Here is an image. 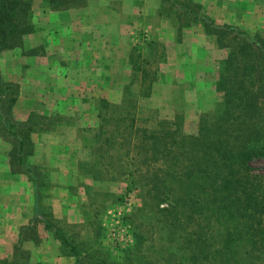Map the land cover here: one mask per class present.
<instances>
[{
	"label": "rangeland",
	"instance_id": "obj_1",
	"mask_svg": "<svg viewBox=\"0 0 264 264\" xmlns=\"http://www.w3.org/2000/svg\"><path fill=\"white\" fill-rule=\"evenodd\" d=\"M44 1L30 0L34 26L45 31L56 25L57 33L68 28L65 20L48 21ZM161 1L156 11L164 15L163 20L153 18L156 0L147 1L148 27L134 0H125L129 16L118 17L116 34L94 26V39L101 46L94 60L92 53L79 48L44 59L43 45H28L31 33L1 53L4 78L23 79L12 109L32 128L33 107L39 129L33 134L36 151L28 156L32 177L13 168L11 143L0 137V264H78L45 228V219L82 247L81 264L101 260L104 264H166L170 253L174 259L179 256L181 233L168 235L163 213L148 192L151 183L147 182L155 172L159 173L156 187L168 191L163 189L161 171L156 170L162 166L158 162L138 167L133 144L141 140L143 129L180 123L181 129L192 132L202 115L216 114L220 99L214 87L216 65L226 50L194 23L195 14L199 19L212 18L202 4ZM211 6L212 15L221 22L230 20L264 34V0H212ZM41 59L77 78V84L61 81L59 90L49 91L42 81ZM94 90L99 96L93 95ZM42 127L46 131H40ZM39 142L46 145L34 146ZM251 163L264 172L263 158ZM172 198L160 200L159 206L174 204ZM201 224L207 225L206 220Z\"/></svg>",
	"mask_w": 264,
	"mask_h": 264
},
{
	"label": "trees",
	"instance_id": "obj_2",
	"mask_svg": "<svg viewBox=\"0 0 264 264\" xmlns=\"http://www.w3.org/2000/svg\"><path fill=\"white\" fill-rule=\"evenodd\" d=\"M46 1L57 8L80 0ZM31 15L30 0H0V56L33 30ZM199 20L226 50L216 65V114L202 115L192 132L181 129L180 123L143 129L141 140L133 144L134 155L138 167L158 162L162 166L156 170L168 191L156 187L155 172L148 177V192L163 213L168 235L181 233V252L175 259L170 253L166 264H264V172L251 163L264 159V34L205 16ZM18 93V82L5 79L0 67V137L11 143L13 168L32 177L28 156L38 123L32 115L31 128L27 120L14 116ZM170 197L174 204L159 206ZM44 226L81 264L82 247L50 220L45 219Z\"/></svg>",
	"mask_w": 264,
	"mask_h": 264
},
{
	"label": "crops",
	"instance_id": "obj_3",
	"mask_svg": "<svg viewBox=\"0 0 264 264\" xmlns=\"http://www.w3.org/2000/svg\"><path fill=\"white\" fill-rule=\"evenodd\" d=\"M80 1H78L75 6H69L67 8H63V6L53 8L48 3V1H46V0L44 1L46 3V7L48 8V11L46 12V14H48V16L46 15L48 21H50L53 24H57L56 20L61 19V20L67 21L69 24L68 28H67V26L64 27V29L61 28V32L57 33V32H55L56 28H57V27H55L56 25L52 28H46L45 31H43L42 28L41 29L39 28V26L35 25L36 26L35 27L34 22L32 21L33 30L31 32L25 34L24 36L31 33L32 36L31 35L29 36V39H30L29 44H28L29 46L37 47V48H39L42 45L44 46L45 51H46V54L44 55V59H47V57L51 59V56L55 53H58V51H63V52L66 51L69 53L70 51L76 50L77 48H79V49H85L89 53H92V59L94 60V57H95L94 52L100 51V47H101L99 44H96L97 40L94 39V36H95L94 30L96 28L94 26H101L102 28H104V30H106V28H108V31H110L108 33L112 32V34H116L113 29H114V27H116V22H117L118 17L123 16V18H126L129 16L126 14V11L124 10L125 9L124 8L125 0H80ZM147 1L148 0H134L136 5H138L139 8L143 11L141 19L144 21V23L148 27L149 26V17H148L147 11H148L149 7H148ZM192 1L202 4L206 8V12L208 11V15H210L216 23L230 22V20H223L224 22H221V20H218L215 18V15H212L213 14L211 12L212 0H192ZM156 2H157V6L155 7V10H154L155 16L153 18L158 19V20H163L164 15L160 16L158 14V11H156L157 8H160L162 1L156 0ZM168 16L172 17L171 12L168 14ZM130 18L133 19L132 16H130ZM77 23L79 24V26H77ZM85 23L89 24V25H85ZM194 23H198L201 25L200 31L202 33L206 32V29L203 28V26H204L203 23L198 19V17H196L194 19ZM231 23H234V22H231ZM145 29H148V28H145ZM197 31H199V30H197ZM68 33H70V36ZM71 36L74 37V39L72 41H70V43H69ZM212 40H213V38H212ZM213 41L215 42V40H213ZM65 43L69 47L63 48L62 45H65ZM113 44L116 45V39L113 40ZM60 46H61V48H60ZM200 46H202V45L200 44ZM200 48L201 47H199V49ZM7 52H9L8 49H5V50H3L2 53H7ZM32 54H34V56L37 58H42L41 57L42 55H40L36 52L32 53ZM89 57H90V55H89ZM60 58L64 59V56H61ZM43 63H44V65L39 67V69H42L44 72V74L42 76V81L45 85L48 86L47 89L49 91L53 90L54 88L59 90V88H60L59 82H61V81L63 84H65L67 81L69 82V84H74V85L77 84L75 82V79H77V78H70L68 75L67 76L65 75V73H66L65 71L62 72V70H59L58 68L55 69L54 65H52L51 61H48V60L42 61V59H41L40 64H43ZM93 66H94V64H93ZM17 80H18V82H21L23 79L21 80L19 78ZM87 80H85L84 82H87ZM53 85H55V86H53ZM19 87H20V90H19L18 96L16 98V101H15L13 107L15 106V104L19 98V95L22 92L21 84L19 85ZM66 89H68L67 86H66ZM80 93L82 96H85V93H83V91H80ZM93 95L99 96L98 93H95V90L93 92ZM34 112H37V110H34V108L32 107V115ZM87 112H91V111L87 109ZM13 113H14V116L16 117L15 110H13ZM44 113H45V111H44ZM27 114L28 113H26V115ZM25 117H27V116H25ZM21 118H23V117H20V119ZM40 131H46V130L44 127H42L40 129ZM35 132H38V131L37 130L32 131V140L33 141L35 139V136L33 135V134H35ZM45 145L46 144H43L40 142H39V144L34 143V146H39V147H44ZM35 151L36 150L34 149L33 152H35Z\"/></svg>",
	"mask_w": 264,
	"mask_h": 264
}]
</instances>
